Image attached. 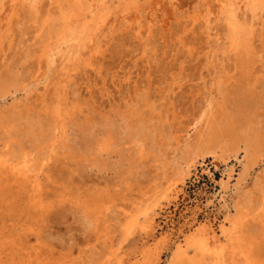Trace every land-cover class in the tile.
I'll use <instances>...</instances> for the list:
<instances>
[{"label": "rangeland", "instance_id": "obj_1", "mask_svg": "<svg viewBox=\"0 0 264 264\" xmlns=\"http://www.w3.org/2000/svg\"><path fill=\"white\" fill-rule=\"evenodd\" d=\"M156 1L158 11L154 1L139 0L143 39L135 36L132 18L126 20L124 0H112V13L95 34V43H88L75 58L57 54L54 60L41 63L39 51L30 56L24 51L35 33L22 13L23 26L14 21L9 34L5 26L0 28V72L11 65L31 80L33 92L26 96L19 91L17 97L21 101L29 97L33 105H40L43 91L51 94L53 87H59L65 94L63 102L81 107L78 119L83 125L84 114L90 112L98 120L117 106L124 109L136 86L147 89L168 122L175 121L172 135L183 137L195 109L207 97L213 75L223 69L238 75L239 69L234 55L224 51L227 35L213 0ZM197 13L202 17L194 24L189 16ZM149 22L152 28L147 33ZM255 46L257 61L250 74L256 73L261 80V29ZM39 73L44 79L37 84L34 79ZM175 110L179 117L173 120ZM180 120L183 130H178ZM175 145L172 140L169 151ZM71 153V149L57 147L45 164L31 171L30 179L37 176L39 181L36 189L34 182H28V188L19 193L11 176L6 182L10 192L0 196V256L8 259L6 263L182 264L176 244L190 236L196 222L207 218L220 226L224 215L220 195H213L219 190L216 181L221 170L216 171L210 159L193 169L190 178L184 176L185 185L176 174V191L163 194L158 188L166 189L173 165H166L163 158L149 159L151 152L136 158L134 168L122 166L116 153L106 167L91 164L86 160L91 156L81 150L78 157ZM236 168L239 171L238 163ZM240 235L251 241L264 261V221L250 220ZM189 255L202 257L198 249Z\"/></svg>", "mask_w": 264, "mask_h": 264}, {"label": "bare ground", "instance_id": "obj_2", "mask_svg": "<svg viewBox=\"0 0 264 264\" xmlns=\"http://www.w3.org/2000/svg\"><path fill=\"white\" fill-rule=\"evenodd\" d=\"M153 1L158 11L159 3L156 0L150 3ZM213 1L227 35L224 51L234 55L239 74L229 75L223 69L213 75L207 97L195 109L185 127L184 138L172 135L175 121L168 122L147 89L136 86L133 94L128 95L124 109L117 106L112 114L98 120L90 112L84 114L83 125L78 119L81 107L72 105L71 108L63 102L65 94L57 86L51 94L47 89L43 91L39 106L33 105L29 97L19 100V91L26 96L33 92V82L15 72L14 66H6L0 72V196L10 192L11 187L6 185L10 176L19 188L16 192L28 188V182H34L36 189L39 181L37 176L30 179L31 171L45 164L57 147L71 149L72 157L76 154L78 157L77 151L81 150L91 156L86 160L96 167L108 166L116 153L122 166L134 168L136 158L151 152L149 159L163 158L166 165H173L174 174L166 189L158 188L163 194L176 191V174L181 175L179 179L185 185L184 176L190 178L193 169L202 167L210 159L215 170H221V177L216 181L219 190L213 197L220 195L224 215L219 227L207 218L197 221L190 236L176 244L183 255L178 261L182 264H264L261 252L240 235L250 220L264 221V77L258 80L256 73L250 74L257 61L258 31L261 29L264 35V0ZM111 4L112 0H0V28L5 26L9 34L14 21L23 26L26 19L21 15L26 13L35 33L34 41L25 46L27 55L39 51V63L54 60L57 54L74 57L88 43H95V34L112 13ZM122 6L126 20H133L130 23L136 27L135 36L143 39L139 0H124ZM189 17L195 24L202 15ZM151 28L149 22L145 31L150 33ZM259 60L264 68V56ZM43 79L39 73L34 81L39 84ZM173 115V120L179 117L176 110ZM178 122V130H183L181 120ZM172 140L176 145L169 151ZM5 146L8 149L4 150ZM170 152L173 153L168 158ZM232 161L235 164H230ZM135 221L128 226L129 230ZM197 249L201 259L189 255ZM7 260L0 256V264H17L6 263Z\"/></svg>", "mask_w": 264, "mask_h": 264}]
</instances>
